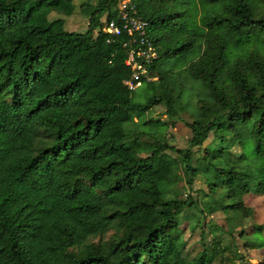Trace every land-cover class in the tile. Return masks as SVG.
I'll list each match as a JSON object with an SVG mask.
<instances>
[{
	"label": "trees",
	"instance_id": "trees-1",
	"mask_svg": "<svg viewBox=\"0 0 264 264\" xmlns=\"http://www.w3.org/2000/svg\"><path fill=\"white\" fill-rule=\"evenodd\" d=\"M120 1L82 2L78 33L50 19L74 0H0V264H247L223 236L264 248L242 229L264 198V0H131L158 55L141 100L101 31ZM158 105L188 113L186 148L141 129Z\"/></svg>",
	"mask_w": 264,
	"mask_h": 264
},
{
	"label": "rangeland",
	"instance_id": "rangeland-1",
	"mask_svg": "<svg viewBox=\"0 0 264 264\" xmlns=\"http://www.w3.org/2000/svg\"><path fill=\"white\" fill-rule=\"evenodd\" d=\"M82 2H88L91 5H94L97 0H74L75 11L70 17H65L63 15L57 14L55 12L50 14V19L63 18L65 21V29L69 32H78L82 33L87 28V18L79 11V5ZM104 18V17H103ZM102 18V19H103ZM101 19V20H102ZM173 61H168L165 63L166 66H171ZM145 87L139 86L135 91V99L141 100L144 97ZM147 118H152L154 120H159L160 123H164L165 126H145L141 129H146V132H154L157 137L164 136L165 139L179 149H184L187 147V141L191 137V132L186 126V122L190 121L188 113H182L180 118L171 119L165 116V107L163 105H158L154 107L146 116ZM143 139L151 141L150 137H144ZM174 156V155H173ZM205 190V186L201 178H196L193 183L192 190H189L185 187V192L190 194L193 198H200V191ZM199 197V198H198ZM244 203L246 207H249L253 210L252 215L249 218L244 220L243 230L245 231L246 236L252 233L253 227L262 226L261 233L257 235H250L247 238L250 241L255 242H264V198L252 194H247L244 196ZM187 214L182 217L184 223H182V228L184 231V240L186 241V254L189 257H193L200 249V230L196 229L191 231L189 229V223L186 219ZM186 220V221H185ZM209 220L215 222L218 226L223 225L224 215L222 213H216L209 217L206 221ZM205 232V243L210 242L211 236L208 233V228H204ZM226 244H228L229 251L234 253L238 251L244 256V260L247 264H264V248L261 249H246L244 245V239L238 237L237 234H234V237L227 235L223 236Z\"/></svg>",
	"mask_w": 264,
	"mask_h": 264
},
{
	"label": "built area",
	"instance_id": "built-area-1",
	"mask_svg": "<svg viewBox=\"0 0 264 264\" xmlns=\"http://www.w3.org/2000/svg\"><path fill=\"white\" fill-rule=\"evenodd\" d=\"M101 22V31L108 40L118 42L126 50L125 66L131 71L129 79L124 82L127 89L134 91L144 81H151L153 78L148 75V67L158 55L147 34L148 24L138 16L131 0H121L115 18L107 21L104 16Z\"/></svg>",
	"mask_w": 264,
	"mask_h": 264
}]
</instances>
